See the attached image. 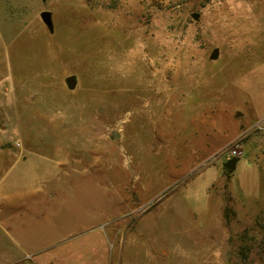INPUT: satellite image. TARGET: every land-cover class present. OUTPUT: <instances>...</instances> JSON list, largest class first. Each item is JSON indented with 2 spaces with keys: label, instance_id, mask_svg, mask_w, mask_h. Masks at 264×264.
Segmentation results:
<instances>
[{
  "label": "rangeland",
  "instance_id": "374dc122",
  "mask_svg": "<svg viewBox=\"0 0 264 264\" xmlns=\"http://www.w3.org/2000/svg\"><path fill=\"white\" fill-rule=\"evenodd\" d=\"M0 98L32 189L0 264H264V0H0Z\"/></svg>",
  "mask_w": 264,
  "mask_h": 264
},
{
  "label": "crops",
  "instance_id": "0c3cea01",
  "mask_svg": "<svg viewBox=\"0 0 264 264\" xmlns=\"http://www.w3.org/2000/svg\"><path fill=\"white\" fill-rule=\"evenodd\" d=\"M1 99V98H0ZM5 144H10V148H4ZM20 145V149L17 147ZM23 145L22 142L15 141V139L7 140L4 136L3 131L0 128V210L9 207H16V204L23 199L24 193H28L29 196L32 194V189L24 191L26 188L23 186V180L25 177L18 171V167L22 162H25L28 157L22 154ZM216 171L213 168L208 167L201 171L197 176L192 178L183 187V197L190 205L192 212L195 214H201L206 208V200L208 197V190L216 181ZM157 224H161L157 222ZM160 231V230H159ZM125 255L128 256H154L158 253L168 254V250H153L142 249V250H124L115 249L114 253L117 256ZM158 261L151 260L146 261V264H157ZM130 264H133L131 262ZM159 264V263H158Z\"/></svg>",
  "mask_w": 264,
  "mask_h": 264
},
{
  "label": "water",
  "instance_id": "95a60500",
  "mask_svg": "<svg viewBox=\"0 0 264 264\" xmlns=\"http://www.w3.org/2000/svg\"><path fill=\"white\" fill-rule=\"evenodd\" d=\"M40 17L43 21V23L47 26V28L49 30H51V27H52V24H51V16H50V13L47 12V11H43L40 13ZM192 17L194 19H197L198 15L196 14H193ZM218 57V50L217 49H214L210 56H209V59L210 60H215L216 58ZM65 83H66V86L68 89L72 90L74 89L75 87V84H76V79L74 76H69L65 79ZM4 148H10V144H5L3 146ZM238 162V159L234 158V159H230L228 161H226L224 164H223V168L225 170H228V171H233L236 167V164Z\"/></svg>",
  "mask_w": 264,
  "mask_h": 264
},
{
  "label": "built area",
  "instance_id": "2783aa9c",
  "mask_svg": "<svg viewBox=\"0 0 264 264\" xmlns=\"http://www.w3.org/2000/svg\"><path fill=\"white\" fill-rule=\"evenodd\" d=\"M242 144H241V140L237 139L235 140L231 147L226 151L224 152V161H228L230 159H239L242 157Z\"/></svg>",
  "mask_w": 264,
  "mask_h": 264
}]
</instances>
